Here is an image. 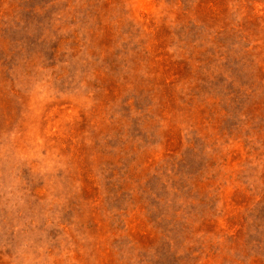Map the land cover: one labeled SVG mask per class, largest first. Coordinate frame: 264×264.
Returning <instances> with one entry per match:
<instances>
[{"label": "rangeland", "instance_id": "374dc122", "mask_svg": "<svg viewBox=\"0 0 264 264\" xmlns=\"http://www.w3.org/2000/svg\"><path fill=\"white\" fill-rule=\"evenodd\" d=\"M0 264H264V0H0Z\"/></svg>", "mask_w": 264, "mask_h": 264}]
</instances>
